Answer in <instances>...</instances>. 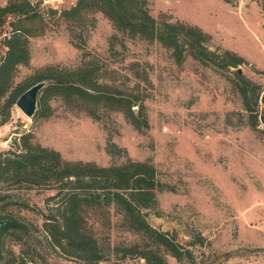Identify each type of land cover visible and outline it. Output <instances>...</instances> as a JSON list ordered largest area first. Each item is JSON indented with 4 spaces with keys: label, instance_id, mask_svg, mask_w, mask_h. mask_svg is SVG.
Returning <instances> with one entry per match:
<instances>
[{
    "label": "rangeland",
    "instance_id": "rangeland-1",
    "mask_svg": "<svg viewBox=\"0 0 264 264\" xmlns=\"http://www.w3.org/2000/svg\"><path fill=\"white\" fill-rule=\"evenodd\" d=\"M8 1L0 0V5ZM75 1L31 0L45 21L41 34L30 37V62L19 66L11 90L30 88L50 66L76 70L90 64L100 83L144 105L149 125L139 130L123 112L105 108L95 117L57 95L47 101L46 116L28 118L14 104L4 122L8 93L0 102V154L19 151L21 136L31 133L33 143L55 149L69 161L102 166L150 161L163 186L156 191L158 204L145 210L147 220L176 233L193 251L192 258L180 261L168 254V264H264V133L250 124L232 82L241 69L240 75L264 86V12L259 0H149L157 19L167 15L197 25L211 35V50L228 49L248 61L231 69L189 54L179 63L160 42L125 35L102 12L67 22L60 11ZM16 18L10 14L0 27V62ZM112 145L114 153L109 152ZM6 177L0 182V218H15L27 229L2 233L5 260L90 264L49 237L46 222L51 214L63 212L57 210L62 203L59 184ZM84 217L105 264H146L140 256L123 255L124 247L143 243L113 206L87 210Z\"/></svg>",
    "mask_w": 264,
    "mask_h": 264
},
{
    "label": "trees",
    "instance_id": "trees-1",
    "mask_svg": "<svg viewBox=\"0 0 264 264\" xmlns=\"http://www.w3.org/2000/svg\"><path fill=\"white\" fill-rule=\"evenodd\" d=\"M234 3L235 0H225ZM264 12V0H259ZM53 13H59L53 9ZM102 12L116 29L133 38L150 42H160L172 50L177 62L182 63L187 54L204 63L231 69L247 64L246 58L231 50H211L208 43L211 35L197 25L170 16L154 17L149 8V0H76L68 9L60 11V17L67 22H77L87 14ZM10 14L16 15L12 31L6 38L7 52L0 62V102L8 94L4 122L20 95L27 89L20 85L11 90L20 65H28L31 59L30 37L41 34L45 17L33 8L31 0H9L0 5V27L7 23ZM40 81H46L39 97V108L34 115L46 116L47 101L57 95L74 105H81L96 117L99 109L121 111L137 129L148 126L144 105L115 87L99 82L96 68L84 64L76 70L50 66L40 73ZM38 81V82H40ZM241 94L250 124L264 133V86L236 73L232 79ZM138 106V108H135ZM19 151L0 154V182L9 177H21L33 184H45L49 180L58 183L62 203L57 210L59 216H51L46 222L49 237L55 246L86 257L90 264H105L93 235L85 228L84 212L113 206L120 213L128 228L141 235L143 243H134L122 249L123 255H137L146 264H168L167 255L179 261L192 258L193 251L182 244L177 234L162 231L152 226L145 210L158 204L156 191L163 184L157 179L155 166L150 161H133L109 166L92 161L65 160L55 149L32 142V134L25 133L20 138ZM114 153V145L109 147ZM5 220V219H3ZM26 230V226L15 218L6 220L0 229V264H11L5 260L2 248V233L7 230ZM203 238H199L202 242ZM68 245V248L64 246ZM19 264H26L20 261Z\"/></svg>",
    "mask_w": 264,
    "mask_h": 264
},
{
    "label": "water",
    "instance_id": "water-1",
    "mask_svg": "<svg viewBox=\"0 0 264 264\" xmlns=\"http://www.w3.org/2000/svg\"><path fill=\"white\" fill-rule=\"evenodd\" d=\"M241 72V69H239ZM46 81H40L32 85L18 98L16 105L28 117L32 118L39 108V96L42 89L46 86ZM6 223V220L0 218V229Z\"/></svg>",
    "mask_w": 264,
    "mask_h": 264
}]
</instances>
